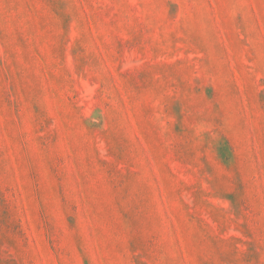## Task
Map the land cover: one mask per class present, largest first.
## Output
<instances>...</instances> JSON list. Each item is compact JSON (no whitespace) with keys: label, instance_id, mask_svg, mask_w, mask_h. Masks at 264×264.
Returning <instances> with one entry per match:
<instances>
[{"label":"rangeland","instance_id":"obj_1","mask_svg":"<svg viewBox=\"0 0 264 264\" xmlns=\"http://www.w3.org/2000/svg\"><path fill=\"white\" fill-rule=\"evenodd\" d=\"M0 264H264V0H0Z\"/></svg>","mask_w":264,"mask_h":264}]
</instances>
